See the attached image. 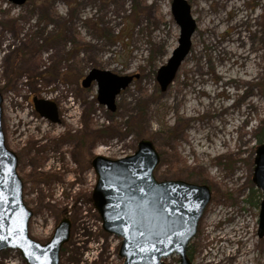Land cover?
I'll return each mask as SVG.
<instances>
[{
    "label": "rangeland",
    "instance_id": "rangeland-1",
    "mask_svg": "<svg viewBox=\"0 0 264 264\" xmlns=\"http://www.w3.org/2000/svg\"><path fill=\"white\" fill-rule=\"evenodd\" d=\"M188 2L197 22L192 49L163 92L157 70L180 35L172 0H0L6 145L34 213L31 237L48 242L62 219L71 221L60 264H124L122 238L104 230L92 198L91 162L132 155L143 138L161 156L158 180L211 189L190 243L192 264H264L263 195L252 179L264 130V0ZM93 68L138 75L115 111L98 101L96 82L82 85ZM33 97L56 101L61 121L41 116ZM246 244L247 258L229 254ZM164 260L180 264L176 254ZM0 264L28 263L6 249Z\"/></svg>",
    "mask_w": 264,
    "mask_h": 264
},
{
    "label": "water",
    "instance_id": "water-1",
    "mask_svg": "<svg viewBox=\"0 0 264 264\" xmlns=\"http://www.w3.org/2000/svg\"><path fill=\"white\" fill-rule=\"evenodd\" d=\"M23 5L27 0H10ZM172 15L180 28L178 46L167 63L157 70L161 91L174 82L193 45L197 22L188 0H172ZM138 75H117L93 68L82 85L98 86V101L111 111L116 98ZM3 95L0 92V251L19 250L28 264H59L62 245L69 241L71 221L64 218L52 238L42 243L29 234L33 211L23 197V181L18 174V156L6 145L3 130ZM36 111L54 123L60 122L55 102L34 97ZM161 160L154 142L143 138L132 155L110 159L97 155L92 166L97 174L93 201L108 233L122 238L119 254L124 264H167L171 255L180 264H192L188 247L211 200L208 185L181 179L158 180L154 171ZM253 182L263 198L259 210V236L264 235V142L256 148Z\"/></svg>",
    "mask_w": 264,
    "mask_h": 264
},
{
    "label": "bare ground",
    "instance_id": "bare-ground-1",
    "mask_svg": "<svg viewBox=\"0 0 264 264\" xmlns=\"http://www.w3.org/2000/svg\"><path fill=\"white\" fill-rule=\"evenodd\" d=\"M237 4V0H226V6H231V5H236ZM241 18V17H240ZM242 19V18H241ZM223 236V235H222ZM223 238V237H222ZM246 251H242V248L239 251L236 250H230V255L233 256H240V255H244V259L247 258L248 254L251 253V248L249 245L246 244ZM241 257V256H240ZM243 259V258H242ZM242 262L244 260H241Z\"/></svg>",
    "mask_w": 264,
    "mask_h": 264
},
{
    "label": "trees",
    "instance_id": "trees-1",
    "mask_svg": "<svg viewBox=\"0 0 264 264\" xmlns=\"http://www.w3.org/2000/svg\"><path fill=\"white\" fill-rule=\"evenodd\" d=\"M257 141H258V143H263L264 142V130L262 131V133L261 134H259L258 136H257ZM157 169V168H156ZM164 179H170V177H164ZM188 255H189V257L191 258V254H190V246H189V249H188Z\"/></svg>",
    "mask_w": 264,
    "mask_h": 264
},
{
    "label": "flooded vegetation",
    "instance_id": "flooded-vegetation-1",
    "mask_svg": "<svg viewBox=\"0 0 264 264\" xmlns=\"http://www.w3.org/2000/svg\"><path fill=\"white\" fill-rule=\"evenodd\" d=\"M42 243H46V242H42ZM62 249H63V245L61 247V251H62ZM61 251H60V258H61ZM59 264H60V261H59Z\"/></svg>",
    "mask_w": 264,
    "mask_h": 264
}]
</instances>
